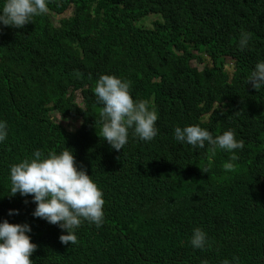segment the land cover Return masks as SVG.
<instances>
[{
    "label": "trees",
    "instance_id": "trees-1",
    "mask_svg": "<svg viewBox=\"0 0 264 264\" xmlns=\"http://www.w3.org/2000/svg\"><path fill=\"white\" fill-rule=\"evenodd\" d=\"M47 7L57 25L45 13L24 30L0 31V120L8 128L0 220L30 225L34 264H137L140 252L150 256L146 264H166L178 249L193 252L197 264L233 257L264 264V88L246 83L264 60V0H49ZM149 15L161 21L137 25ZM241 31L250 35L243 50ZM102 74L126 80L134 100L149 101L158 116L153 140L130 130L116 151L97 135L102 106L93 90ZM73 118L80 124L69 130ZM194 124L213 136L231 128L243 140L233 171L222 168L230 153L174 140V127ZM64 146L105 201L101 227L84 221L93 229L81 224L74 245L32 217L30 196L5 198L11 165ZM9 209L19 214L8 216ZM197 227L207 235L203 250L190 247Z\"/></svg>",
    "mask_w": 264,
    "mask_h": 264
},
{
    "label": "clouds",
    "instance_id": "clouds-1",
    "mask_svg": "<svg viewBox=\"0 0 264 264\" xmlns=\"http://www.w3.org/2000/svg\"><path fill=\"white\" fill-rule=\"evenodd\" d=\"M48 3L49 0H2L0 31L11 33L14 28L24 30L31 25L34 18L45 13L50 15L51 20L57 25L58 21L54 19L57 15L50 12ZM158 17L156 21H161V17ZM249 41V33L241 31L238 47L241 50L247 48ZM226 62L228 64L226 69L231 73L232 62L231 60ZM192 65L197 66L196 63ZM246 83H250L256 91L264 88V60L254 65ZM129 89L130 85L126 80L102 74L93 90L96 102L102 106L99 112L101 127L97 135L116 151L124 149L129 140L130 130L133 137L145 142L153 140L158 133L157 113L149 107L148 100H134ZM7 135V122L0 120V146L5 142ZM173 138L179 144H187L194 149H203L207 144L213 149L219 148L230 153L228 161L222 165L226 172L235 169V161L239 159L237 152L244 147L243 140L237 139L231 128L213 136L208 129L199 125L176 126ZM202 171L207 172V169ZM9 179L10 185L5 198L9 194V196L17 194L21 199L30 196L31 200L25 199L24 203L35 205L32 217L61 229L62 234L59 236L61 244L74 245L78 236L76 230L81 224V229H93L91 226H85L84 221L97 228L101 227L104 221L103 192L91 175L87 174L85 167L77 163L74 150L71 148L64 146L59 152L50 151L46 154L39 149L33 151L31 157L10 166ZM2 208L1 213L5 211L4 207ZM18 214V209H9L7 212L8 216ZM31 231L30 225L26 222L9 223L7 219L0 220V264H34L29 257L36 251L37 245L31 242L29 235ZM189 242L191 249L203 250L208 243L207 235L201 228H194ZM102 248L104 251L105 248ZM149 260L147 252H140L137 256V264H146ZM198 261L199 258L190 250L178 249L166 259V264H197ZM202 264L207 262L204 261ZM222 264L239 262L237 257H233L231 261L225 259Z\"/></svg>",
    "mask_w": 264,
    "mask_h": 264
},
{
    "label": "rangeland",
    "instance_id": "rangeland-1",
    "mask_svg": "<svg viewBox=\"0 0 264 264\" xmlns=\"http://www.w3.org/2000/svg\"><path fill=\"white\" fill-rule=\"evenodd\" d=\"M71 14H72V9L71 10L69 9L66 12V14L64 15V17L65 18L70 17ZM54 19L55 20H59L60 17L59 16H56ZM158 19H159V17L156 16V15H149V16L145 17L144 19L139 20L137 22V25L138 26H143V27H146V28H150L151 27V22L156 21ZM196 67L201 68L202 66L197 65ZM57 121H58V118H57ZM79 124H80V121L79 120H77V121L70 120V121L65 122V125H66V127L68 129H72L73 126H79Z\"/></svg>",
    "mask_w": 264,
    "mask_h": 264
}]
</instances>
